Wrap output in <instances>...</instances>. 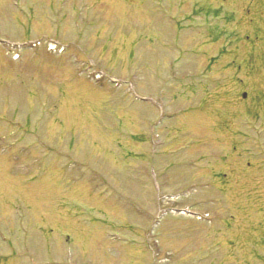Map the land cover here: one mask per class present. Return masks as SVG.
<instances>
[{
    "label": "rangeland",
    "instance_id": "obj_1",
    "mask_svg": "<svg viewBox=\"0 0 264 264\" xmlns=\"http://www.w3.org/2000/svg\"><path fill=\"white\" fill-rule=\"evenodd\" d=\"M13 1L0 264H264V0ZM184 203L210 218L166 210Z\"/></svg>",
    "mask_w": 264,
    "mask_h": 264
}]
</instances>
